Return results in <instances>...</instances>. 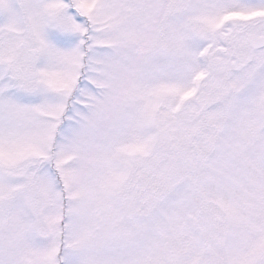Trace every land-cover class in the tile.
<instances>
[{
    "label": "snow or ice",
    "instance_id": "snow-or-ice-1",
    "mask_svg": "<svg viewBox=\"0 0 264 264\" xmlns=\"http://www.w3.org/2000/svg\"><path fill=\"white\" fill-rule=\"evenodd\" d=\"M0 264H264V0H0Z\"/></svg>",
    "mask_w": 264,
    "mask_h": 264
}]
</instances>
